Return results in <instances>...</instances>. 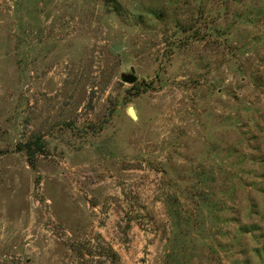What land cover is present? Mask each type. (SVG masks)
Returning <instances> with one entry per match:
<instances>
[{"label":"rangeland","instance_id":"374dc122","mask_svg":"<svg viewBox=\"0 0 264 264\" xmlns=\"http://www.w3.org/2000/svg\"><path fill=\"white\" fill-rule=\"evenodd\" d=\"M0 264H264V0H0Z\"/></svg>","mask_w":264,"mask_h":264},{"label":"water","instance_id":"95a60500","mask_svg":"<svg viewBox=\"0 0 264 264\" xmlns=\"http://www.w3.org/2000/svg\"><path fill=\"white\" fill-rule=\"evenodd\" d=\"M122 48H123L122 45H117L114 47V50L115 51H121ZM122 80L128 84H135L137 81V78L135 77L134 74H128V75L124 74V75H122ZM129 114L131 115L132 118H134V119L137 118L133 108L129 109Z\"/></svg>","mask_w":264,"mask_h":264}]
</instances>
